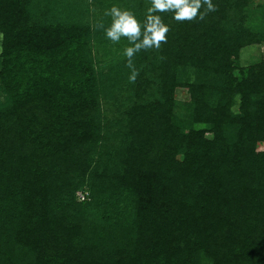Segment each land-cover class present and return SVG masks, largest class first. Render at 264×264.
<instances>
[{
	"label": "trees",
	"instance_id": "trees-1",
	"mask_svg": "<svg viewBox=\"0 0 264 264\" xmlns=\"http://www.w3.org/2000/svg\"><path fill=\"white\" fill-rule=\"evenodd\" d=\"M250 1L156 13L167 42L131 83L125 56L95 67L105 32L73 0H0V264H264V62L234 74L264 40Z\"/></svg>",
	"mask_w": 264,
	"mask_h": 264
},
{
	"label": "clouds",
	"instance_id": "clouds-1",
	"mask_svg": "<svg viewBox=\"0 0 264 264\" xmlns=\"http://www.w3.org/2000/svg\"><path fill=\"white\" fill-rule=\"evenodd\" d=\"M201 9L204 11L201 12ZM215 11L217 7L212 0H151L141 23L132 10L113 5L104 13L111 17L110 26L105 28L103 22H99L97 28L103 30L113 43H119L122 37L127 39L130 46L125 47L123 54L127 58L126 67L130 70L128 79L135 83L140 71L134 63L135 55L142 50H159L167 42L170 28L156 13L172 12L177 22H184L203 21L208 13Z\"/></svg>",
	"mask_w": 264,
	"mask_h": 264
},
{
	"label": "rangeland",
	"instance_id": "rangeland-1",
	"mask_svg": "<svg viewBox=\"0 0 264 264\" xmlns=\"http://www.w3.org/2000/svg\"><path fill=\"white\" fill-rule=\"evenodd\" d=\"M67 3H71L72 0H65ZM146 2L148 0H145ZM60 3L61 0H58ZM130 0H73L72 4L77 7L79 18L81 22L87 28H94L99 22L106 23L108 20V26L111 24V17L105 16V10L109 9L113 5H117L122 9H127V6L130 4ZM151 6L150 2H147ZM60 5V4H59ZM74 9V8H73ZM229 9V10H228ZM225 9V13H233V11L228 8ZM247 22L248 24L258 31L264 32V0H251L250 5L246 9ZM1 42L2 34L0 33V52H1ZM127 42L126 38H121L119 43H113L105 36L99 40H94L91 45V54L95 67H98L101 63H98L101 58L112 59V56H124L125 43ZM125 46V47H124ZM240 58L236 63V69L234 74L237 78L243 77V70L252 64H257L259 62H264V40H258L256 42L244 45L240 51ZM241 69V70H240ZM1 70V67H0ZM1 80V79H0ZM175 98L178 101H184L188 99L189 90L185 86H179L175 89ZM4 94L2 92V85L0 81V100H2ZM207 136L210 137V134L207 133ZM258 149H263V144H258ZM88 192V191H87ZM80 191H77V197L79 198Z\"/></svg>",
	"mask_w": 264,
	"mask_h": 264
},
{
	"label": "built area",
	"instance_id": "built-area-1",
	"mask_svg": "<svg viewBox=\"0 0 264 264\" xmlns=\"http://www.w3.org/2000/svg\"><path fill=\"white\" fill-rule=\"evenodd\" d=\"M85 197V194H83V193H79V198L80 199H83Z\"/></svg>",
	"mask_w": 264,
	"mask_h": 264
}]
</instances>
